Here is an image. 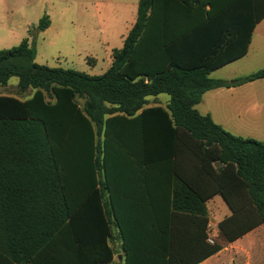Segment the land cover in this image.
<instances>
[{
    "label": "trees",
    "instance_id": "1",
    "mask_svg": "<svg viewBox=\"0 0 264 264\" xmlns=\"http://www.w3.org/2000/svg\"><path fill=\"white\" fill-rule=\"evenodd\" d=\"M263 18L264 0H139L101 75L36 63L29 38L0 50V85L17 77L21 91L33 90L27 99L0 95V264H112L116 241L125 264H197L263 223L264 142L196 109L207 91L264 79V67L211 77L247 54ZM50 24L44 14L34 29ZM161 94L166 106L145 107ZM187 163L200 177L184 174ZM214 195L232 215L189 261L172 254L166 226L149 238L154 210L122 207L168 196L171 213L200 214L206 229Z\"/></svg>",
    "mask_w": 264,
    "mask_h": 264
},
{
    "label": "rangeland",
    "instance_id": "2",
    "mask_svg": "<svg viewBox=\"0 0 264 264\" xmlns=\"http://www.w3.org/2000/svg\"><path fill=\"white\" fill-rule=\"evenodd\" d=\"M137 4L138 0H0V50L17 46L24 38H29L36 48V63L101 75L111 65L113 49L123 46L136 18ZM41 7L42 15L47 14L51 21L47 31L37 33L36 25L30 26L26 32L6 30L9 24L20 19L23 9L37 11ZM252 52L253 57L239 62L233 70H218L211 77L233 80L257 72L264 67V50L260 54L256 47ZM89 57L96 58L97 62L91 63L94 60ZM242 91L227 93L218 99L205 97L196 109L200 113L209 110L218 115L226 122L227 130L235 135L264 141V97H260L264 92V80L250 83ZM32 94L31 89H19L17 77L0 85L2 96L27 99ZM159 98L148 97L145 107L162 105L169 96L162 94ZM47 99L51 100V97L48 95ZM77 101L83 106V99L77 98ZM253 104L259 109L254 111ZM102 138L100 134L99 142ZM113 246L117 252L121 251L120 241L114 242ZM114 264H120L117 258Z\"/></svg>",
    "mask_w": 264,
    "mask_h": 264
},
{
    "label": "crops",
    "instance_id": "3",
    "mask_svg": "<svg viewBox=\"0 0 264 264\" xmlns=\"http://www.w3.org/2000/svg\"><path fill=\"white\" fill-rule=\"evenodd\" d=\"M22 1H25V0H22ZM137 7H138V4H137ZM11 13L12 15H15L13 10L11 11ZM21 13L22 14L20 16V19L17 22H12L11 24L7 26L6 30H8V32H14L17 30H21L20 32L22 31L26 32V30L30 26L37 25L39 19L43 16L42 7L38 9L37 11H33V10L29 11L27 9H23ZM136 15H137V11H136ZM134 22L132 23V25L134 24ZM49 27L45 31H47ZM256 47H258L260 54L263 53V50H264V18L261 19L254 28L252 39H251L247 54L244 57L232 63H229L218 70H222V69L233 70V68L236 67V65H238L239 62L250 59L249 57H251L254 54V52L252 51H255ZM112 54H113V51H112ZM91 58L94 60V62H91V63L95 64L97 62V59L93 57H89L88 59H91ZM112 60H113V57H112ZM218 70L213 71L211 73V76L213 73H215ZM263 80L264 79L256 80V82L263 81ZM226 81H230V80H226ZM254 82L255 81L249 82V83H246L238 87L218 88V89L207 91L206 93H204L202 100L198 105L202 103L205 97L213 96L214 98L218 99V98H222L224 94H227V93H231V94L237 93V92L242 93L244 92L242 90L246 86ZM239 89H242L241 90L242 92ZM159 96H157L158 99H160ZM260 97L261 98L264 97L263 91L261 92ZM168 102H169V99L165 101L164 104H162V106H166ZM198 105H196V107ZM261 106L262 105H260V107ZM252 108L254 111L259 109L258 107L255 108L254 104L252 105ZM201 114L203 115L210 114L216 124L220 125L225 130H227L226 122L223 119H221L218 115H214L209 110ZM236 136L242 137L241 135H236ZM243 138H250V137H243ZM261 142H264V141H261ZM184 160L186 162H190L191 158H188L185 156ZM187 164L188 166L183 164V167H184L183 171L185 172L184 174L187 177H200L199 175L201 174L199 172H196L192 164L191 163L190 164L187 163ZM141 191L142 190H140V188L135 187L134 190H132V193H134L135 195H139L143 193ZM181 204L183 206L193 205L190 202H186V201H183ZM205 206L207 210V217L209 220L208 228L206 229H205V218L200 216V214L191 215L190 213H184V212H178L175 214L171 213L172 202L169 201L168 196H165V197L158 196V197H155L154 200L150 202L135 201L133 203L130 202L129 204L127 203L122 204L123 208H132L133 210H143V208H148V207L154 210L153 213H151L150 215V221H149L150 222V235H149L150 237L149 238L153 240V239H160V237H163L162 236L163 234L161 233L159 234L158 232V228H159L158 225L166 226V239L167 241L171 239V242L173 243V245L171 246L172 254L175 256L176 255L185 256L188 261L190 259L201 256L202 252L205 250L207 246L208 238H212L213 240L218 239L219 223L232 215V210L230 209L229 205L226 203V201L223 199L221 195H214L212 198L206 201ZM244 208L245 209L249 208L247 203ZM161 210H168L166 211V217L162 216L163 213ZM134 214L135 216H133V220L137 224H140V222L142 221L141 215H138V213L136 212ZM143 236L145 237V235ZM116 258L119 260L120 264H125V257H124L123 251H119L115 255L114 261ZM114 261L112 264H114ZM197 264H264V222L258 225L257 227H255L254 229L248 231L247 233H245L238 239L224 245V247L221 250H219L217 253L207 257L206 259H203Z\"/></svg>",
    "mask_w": 264,
    "mask_h": 264
},
{
    "label": "built area",
    "instance_id": "4",
    "mask_svg": "<svg viewBox=\"0 0 264 264\" xmlns=\"http://www.w3.org/2000/svg\"><path fill=\"white\" fill-rule=\"evenodd\" d=\"M208 242H209L210 244H214V240H213L212 238H208Z\"/></svg>",
    "mask_w": 264,
    "mask_h": 264
}]
</instances>
